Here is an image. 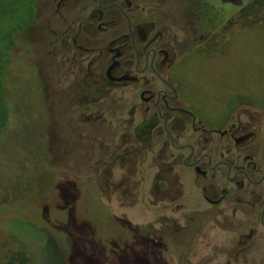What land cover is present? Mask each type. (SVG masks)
Here are the masks:
<instances>
[{"label":"flooded vegetation","instance_id":"flooded-vegetation-1","mask_svg":"<svg viewBox=\"0 0 264 264\" xmlns=\"http://www.w3.org/2000/svg\"><path fill=\"white\" fill-rule=\"evenodd\" d=\"M204 2L38 0L15 36L65 110L45 174L92 184L151 262L264 264V112L209 111L179 78L223 28Z\"/></svg>","mask_w":264,"mask_h":264},{"label":"rangeland","instance_id":"rangeland-1","mask_svg":"<svg viewBox=\"0 0 264 264\" xmlns=\"http://www.w3.org/2000/svg\"><path fill=\"white\" fill-rule=\"evenodd\" d=\"M242 2L208 4L226 19ZM233 18L209 47L187 54L179 78L209 111L244 101L264 112V20L244 26ZM23 41L17 39L4 76L10 120L0 137V264L19 250L32 264H160L115 222L92 184L64 185L45 174L55 160L49 149L61 143L54 123L65 110L60 97L42 91L35 58L20 49ZM177 241L168 239L170 247Z\"/></svg>","mask_w":264,"mask_h":264},{"label":"trees","instance_id":"trees-1","mask_svg":"<svg viewBox=\"0 0 264 264\" xmlns=\"http://www.w3.org/2000/svg\"><path fill=\"white\" fill-rule=\"evenodd\" d=\"M198 1H205L202 6L199 3L206 9L199 18L200 21H205L201 24L207 26L209 31H214L218 26L233 25L235 22L233 17L236 15L244 26H252L259 20H264V0H244L230 14L227 12L226 19L220 17L215 9L212 10V6L208 4L209 0ZM37 2L38 0H0V137L6 131L10 120L4 76L16 45L15 35L35 22ZM225 13L226 11L223 15ZM2 264L32 263L26 253L19 250L9 254Z\"/></svg>","mask_w":264,"mask_h":264}]
</instances>
